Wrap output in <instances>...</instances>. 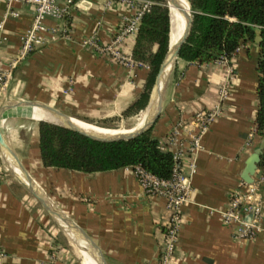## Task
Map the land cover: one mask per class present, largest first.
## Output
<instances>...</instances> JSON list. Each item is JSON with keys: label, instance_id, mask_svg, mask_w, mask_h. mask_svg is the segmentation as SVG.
<instances>
[{"label": "crops", "instance_id": "crops-1", "mask_svg": "<svg viewBox=\"0 0 264 264\" xmlns=\"http://www.w3.org/2000/svg\"><path fill=\"white\" fill-rule=\"evenodd\" d=\"M57 3L64 6L65 0ZM35 11L30 2L0 0V71H11L7 83L0 82V105L7 100H40L82 122L123 116L141 96L150 69L133 57L137 32L117 38L134 9L121 0H76L64 18H45L43 41L14 65ZM94 35L100 49L84 43ZM255 38L244 40L231 60L200 63L179 56L165 85L152 129L164 149L175 148L171 133L177 124L179 139L188 138L197 111L221 107L194 154L192 190L181 209L170 264H264V227L254 236L240 237L235 235L238 225L223 220L232 191L244 179L246 161L262 140L255 123L260 57ZM116 50L132 61L118 58ZM224 82L229 90L221 99ZM28 107L5 111L1 127L41 189L99 243L110 264H161L168 218L165 196L146 192L132 166L97 171L45 166L41 119L28 113L25 109L34 111ZM183 167L190 171L189 158ZM260 194L264 212V187ZM73 239L96 261L91 249ZM69 243L1 154L0 247L5 255L0 264H80Z\"/></svg>", "mask_w": 264, "mask_h": 264}, {"label": "trees", "instance_id": "trees-1", "mask_svg": "<svg viewBox=\"0 0 264 264\" xmlns=\"http://www.w3.org/2000/svg\"><path fill=\"white\" fill-rule=\"evenodd\" d=\"M193 10V28L179 56L200 63L222 58L231 60L244 40H254L261 28L257 92L259 106L256 130L264 134V0H188ZM171 9L162 0H151L143 13L136 34L133 57L149 65V74L141 96L123 115H132L145 108L170 40ZM172 42V34H171ZM154 125V124H153ZM153 125L131 138L114 141L96 140L69 127L41 119L39 143L45 166L65 167L83 171L107 170L141 165L147 170L169 178L173 174L175 156L164 149L152 135ZM259 169L264 175V152Z\"/></svg>", "mask_w": 264, "mask_h": 264}, {"label": "built area", "instance_id": "built-area-1", "mask_svg": "<svg viewBox=\"0 0 264 264\" xmlns=\"http://www.w3.org/2000/svg\"><path fill=\"white\" fill-rule=\"evenodd\" d=\"M11 1V0H10ZM35 5L36 11L31 26L26 30L22 39V46L19 57L14 61V65L20 58L27 56L37 45L43 41V32L48 30L45 23L47 16L64 18L70 7L76 0H65L64 6H59L57 0H22ZM129 4L134 9V14L128 16L118 33L120 39L127 33H135L139 29L143 13L149 8L151 0H121ZM84 43L100 49L96 35L84 40ZM115 54L121 60L132 61L116 50ZM222 60H228L222 58ZM142 63V62H141ZM11 76V71H0V82L5 85ZM228 83L224 82L220 88V97L224 99L228 94ZM220 104L214 108L197 111L192 119L193 129L188 138L179 139L180 123L175 126L171 133L172 143L175 148L172 150L175 156L173 174L169 178L147 170L141 165L132 166L139 181L145 191L151 194H162L166 198V209L168 218L165 222L163 239L160 246V263L170 264V258L177 246L181 225V209L183 204L189 200L192 190V175L196 171V161L194 154L202 148V136L208 130L211 122L219 115ZM253 134V133H252ZM4 151L0 149V155ZM189 158V172L184 170V161ZM254 176V175H253ZM264 187V175L259 171L248 182L245 179L240 181L237 189L233 190L229 200V206L223 211V220L228 224H237L236 236H254L259 228L264 227V212L261 200L260 189ZM252 213L251 220L247 219V214ZM5 253L0 247V257Z\"/></svg>", "mask_w": 264, "mask_h": 264}, {"label": "water", "instance_id": "water-1", "mask_svg": "<svg viewBox=\"0 0 264 264\" xmlns=\"http://www.w3.org/2000/svg\"><path fill=\"white\" fill-rule=\"evenodd\" d=\"M163 1L173 2L177 4L178 6L181 3L179 0H163ZM170 16H171V13H170ZM171 19H172V16H171ZM171 25H172V20H171ZM192 28H193V10L191 8L190 11H187L186 13V24H185L184 32L181 38H179V40H177L174 44L171 42V27H170L169 47L160 64V67L158 69V72H157V75H156V78H155V81H154V84L151 90L150 98L146 106V109H147L146 117L143 123L133 130H130L127 132H120L117 134H110V135L97 134L95 132H92V131H89L87 129L80 127L75 122H73V120L71 119L72 118L71 116L64 113L60 109L46 102L40 101V100H33V99L7 100L0 105V146H1V149L4 151L5 155L7 157L8 155H10L13 158V160L17 163L22 174H19L17 171L16 172L21 177V180L23 181L24 185L37 198V200L48 211V213L52 215L60 223V225H62L69 232V234H70V231H73L75 234L83 238L90 245V247L99 256L102 264H110L108 257L106 256L103 248L81 225L75 222L69 215H67L62 209H60L49 198V196L41 189L39 184L36 182L34 177L31 175L29 170L26 168L23 161L20 159L19 155L16 153V151L7 141V138L1 127V120H2L3 114L5 113V111H7L8 109L12 107L31 105V106L42 107L60 119V121H54V120H48V119H44V120L52 121L54 123L69 127L73 130L80 132L83 135H86L96 140L114 141V140H120V139H127V138L134 137L136 135H139L140 133L148 130L154 124L157 117L159 116V113L162 107L164 88H165V85L167 83V80L170 74V73L168 74L167 78L165 79V82L163 83L165 69L168 66V64L171 62L173 63L172 65V68H173L174 63L179 57V52L181 50V47L188 40L192 32ZM256 34L257 35H256L255 40L257 44H260L261 28H256ZM263 152H264V134L262 135V140L260 144L255 148L253 153H251V155L248 157L246 161V166L244 169V173L242 175V177L246 181L248 182L253 181V175L256 173V171L259 168V162H260L261 155Z\"/></svg>", "mask_w": 264, "mask_h": 264}, {"label": "bare ground", "instance_id": "bare-ground-1", "mask_svg": "<svg viewBox=\"0 0 264 264\" xmlns=\"http://www.w3.org/2000/svg\"><path fill=\"white\" fill-rule=\"evenodd\" d=\"M179 1L181 2L179 6L173 2H169V1L167 2V4L169 5V7L171 9V16H172V19H171L172 20V32H171V34H172V43L173 44L177 40H179V38H181V36L184 32V29H185L186 13H187V11H190V9H191V6H190L188 0H179ZM172 65H173V63L171 62L166 67L164 77H163V83L165 82V79L167 78L168 74L170 73ZM28 108L33 109L34 111L29 110V109H25V110H27L28 113H30L31 115H33L37 119H48V120L60 121V119L58 117H56L55 115L50 113L48 110H46L42 107L31 106ZM35 111L41 112L42 114L37 113ZM71 119L73 120V122H75L80 127L87 129L89 131L95 132L97 134H101V135H110V134H117L120 132L130 131V130H125V131L103 130V129H100L97 127H93V126L91 127L89 124L82 122V121H79L77 119H74L73 117ZM144 119L142 120V122L138 126H140L143 123ZM137 127H135V128H137ZM135 128H133V129H135ZM133 129H131V130H133ZM8 158H9L10 163L13 166V168L19 174H22L17 163L15 161H13V158L10 155H8ZM70 235L72 237L77 238V240L80 242V244L82 246H84L85 248L91 249L94 253V257H95L97 262L93 258H90L88 256V254L83 249L82 250L80 249L82 252V255L84 257L83 264H102L99 256L96 254V252L90 247V245L83 238L79 237L73 231H70Z\"/></svg>", "mask_w": 264, "mask_h": 264}, {"label": "rangeland", "instance_id": "rangeland-1", "mask_svg": "<svg viewBox=\"0 0 264 264\" xmlns=\"http://www.w3.org/2000/svg\"><path fill=\"white\" fill-rule=\"evenodd\" d=\"M163 2L167 3L165 1ZM175 63H174V66H175ZM146 114H147V109H144L143 111H138L132 115L115 116L112 118L100 119L97 121H86L85 120L84 122L89 124L91 127L93 126V127H97L103 130L125 131V130H131L137 127L142 122V120L146 117ZM55 222H56V226H60L61 230H63V232L67 236L68 242H70L69 243L70 246L75 250V252L79 256L80 264H83L84 257L82 255V252L80 250L78 243L73 239V237L69 234V232L62 225H60V223L56 219H55Z\"/></svg>", "mask_w": 264, "mask_h": 264}]
</instances>
